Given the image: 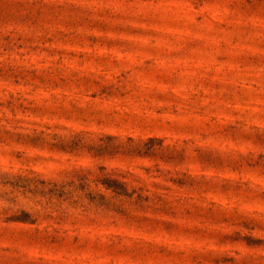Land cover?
<instances>
[{
  "label": "rangeland",
  "instance_id": "374dc122",
  "mask_svg": "<svg viewBox=\"0 0 264 264\" xmlns=\"http://www.w3.org/2000/svg\"><path fill=\"white\" fill-rule=\"evenodd\" d=\"M0 264H264V0H0Z\"/></svg>",
  "mask_w": 264,
  "mask_h": 264
}]
</instances>
